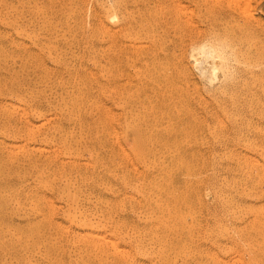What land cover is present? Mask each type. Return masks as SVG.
I'll list each match as a JSON object with an SVG mask.
<instances>
[{
    "label": "rangeland",
    "instance_id": "obj_1",
    "mask_svg": "<svg viewBox=\"0 0 264 264\" xmlns=\"http://www.w3.org/2000/svg\"><path fill=\"white\" fill-rule=\"evenodd\" d=\"M129 3L0 0V264H264V0Z\"/></svg>",
    "mask_w": 264,
    "mask_h": 264
},
{
    "label": "bare ground",
    "instance_id": "obj_2",
    "mask_svg": "<svg viewBox=\"0 0 264 264\" xmlns=\"http://www.w3.org/2000/svg\"><path fill=\"white\" fill-rule=\"evenodd\" d=\"M19 1V0H18ZM21 2V1H20ZM20 2H19V4H20ZM49 2V1H48ZM41 3V2H40ZM53 3V2H52ZM44 4V3H43ZM46 4H47V2H46ZM30 5H32V4H30ZM51 5V4H50ZM107 5V13H108V16H109V18L113 21H115L116 22V18H118L119 19V23H120V26H123V28H125L126 30H127V32H129L131 29H132V23L130 22V15H131V9L132 8H130V3H129V0H111V4H106ZM21 6V5H20ZM44 6V5H43ZM48 6V5H47ZM42 7V6H41ZM32 8V7H31ZM45 8V7H44ZM47 8V7H46ZM50 11V10H49ZM6 13V12H5ZM38 13V12H37ZM37 13H36V15H37ZM48 13V12H47ZM106 13V12H105ZM16 14V13H15ZM28 14V13H27ZM40 14V13H39ZM32 15V14H31ZM56 15V14H55ZM102 16V15H101ZM40 17V16H39ZM105 18H106V16H105ZM17 19V18H16ZM21 19V18H20ZM47 19V18H46ZM145 19V18H144ZM18 20V19H17ZM33 20V19H32ZM146 20V19H145ZM145 20H142L140 23H139V25H138V29L140 30V31H142L144 28H145V26H147L148 25V22H147V20L145 21ZM0 21H2V20H0ZM55 21V20H54ZM108 22V21H107ZM22 23V22H21ZM109 23V22H108ZM74 24V23H73ZM2 25V24H1ZM20 25H22V24H20ZM38 25V24H37ZM18 26V25H17ZM56 27V26H55ZM44 28V27H43ZM122 28V27H121ZM33 29V28H32ZM30 30V29H29ZM25 31V30H24ZM50 31V30H49ZM150 31V30H149ZM15 32V31H14ZM16 32H17V30H16ZM126 32V33H127ZM143 32H144V30H143ZM153 32V31H152ZM60 33V32H59ZM137 33V32H136ZM142 33V32H141ZM16 34V33H15ZM110 34H114L113 36H112V39H113V37L115 38V33H110ZM31 35H33V34H31ZM107 35V34H106ZM111 36L108 38V41H109V39L111 38ZM119 36H121L120 34H119ZM55 37V36H54ZM86 37H87V35H86ZM148 37V36H147ZM26 38V37H25ZM119 38V37H118ZM135 38V37H134ZM111 39V40H112ZM111 40L109 41V42H111ZM31 41V40H30ZM112 41H114V39L112 40ZM116 42V41H115ZM114 42V43H115ZM46 45V44H45ZM1 46V45H0ZM5 46V45H4ZM6 48V47H5ZM5 50V49H4ZM8 50V49H7ZM45 50V49H44ZM43 50V51H44ZM199 51V53L200 54H202L203 56H205L206 58L207 57H209V58H212L213 59V69L214 70H216L217 68L219 69V67L221 68V69H223L224 70V72L227 70V68H229L228 66H229V62H230V60H231V55H230V52H229V49L228 48H225V47H223V46H215V45H213V44H207V43H203V45H201L200 47H198V48H195V50H194V52H193V54H192V56H193V58H194V62L196 63V64H199V63H201L200 62V60H199V58H198V56H197V53L195 52V51ZM9 51V50H8ZM1 52V51H0ZM6 52V51H5ZM7 53V52H6ZM10 53V51L8 52V54ZM2 54H3V52H2ZM5 54V53H4ZM50 54V53H49ZM6 55V54H5ZM16 55V54H15ZM52 55V54H51ZM9 56H11V54L9 55ZM14 57V56H13ZM20 57V56H19ZM24 57V56H23ZM52 57V56H51ZM1 58V57H0ZM8 59V58H7ZM19 59V58H18ZM201 59V58H200ZM10 60V59H9ZM24 60V59H23ZM218 60V62H216ZM2 61H4V60H2ZM16 61H17V58H16ZM207 61V60H206ZM5 63V62H4ZM16 64H17V62H15ZM27 64V63H26ZM38 64V63H37ZM232 64V63H231ZM4 65V64H3ZM12 65V64H11ZM22 66V65H21ZM10 67V66H9ZM15 67V66H14ZM18 67V66H17ZM198 67V66H197ZM16 69V68H15ZM24 69V68H23ZM22 69V70H23ZM30 69V68H29ZM212 69V68H211ZM217 69V70H218ZM230 69V68H229ZM228 69V70H229ZM17 70V69H16ZM31 70V69H30ZM11 71H13V70H11ZM21 71V70H20ZM25 71V70H24ZM23 71V72H24ZM22 72V71H21ZM227 72V71H226ZM225 72V73H226ZM8 74H10V73H8ZM37 74V73H36ZM22 75V74H21ZM20 75V76H21ZM15 77V76H14ZM2 78V77H1ZM7 78H9V77H7L6 76V79ZM22 78V77H21ZM11 79V78H10ZM1 80V79H0ZM15 80H17V79H15ZM4 81V80H3ZM1 82V81H0ZM11 82V81H10ZM20 82V81H19ZM27 83V82H26ZM3 84V83H2ZM1 84V85H2ZM5 84H6V80H5ZM4 84V85H5ZM1 85H0V87H1ZM26 85V84H25ZM30 86V85H29ZM3 87V86H2ZM4 88H5V86H4ZM17 88V87H16ZM24 88V87H23ZM2 89V88H1ZM30 90V89H29ZM45 90V89H44ZM15 91V90H14ZM13 91V92H14ZM19 92V91H18ZM26 93V92H25ZM24 93V94H25ZM30 94V93H29ZM33 94V93H32ZM41 94V93H40ZM30 96V95H29ZM10 97V96H9ZM12 97V96H11ZM10 97V98H11ZM64 97V96H63ZM15 98H17L16 96H15ZM23 100V99H22ZM25 100V99H24ZM77 100V99H76ZM71 102V101H70ZM48 104V103H47ZM52 106V105H51ZM18 107V106H17ZM79 107V106H78ZM13 108V107H12ZM5 109H6V107H5ZM15 109V108H14ZM19 109V108H18ZM35 109V108H34ZM3 110V109H2ZM9 110V109H8ZM22 110V109H21ZM39 110V109H38ZM32 113H34V112H32ZM38 113V112H37ZM42 113V112H41ZM79 113V112H78ZM108 113V112H107ZM40 114V113H39ZM36 117V116H35ZM38 117V116H37ZM16 118V117H15ZM34 118V117H33ZM19 119H21V118H19ZM25 119V118H24ZM38 119H39V117H38ZM94 119V118H93ZM35 120V119H34ZM5 121V120H4ZM15 121V120H14ZM41 122V121H40ZM47 122V121H46ZM31 124V123H30ZM41 124V123H40ZM80 124V123H79ZM3 125V124H2ZM33 125V124H32ZM41 125H43V124H41ZM40 125V126H41ZM5 127V126H4ZM21 127H22V125H21ZM24 127V126H23ZM35 128V127H34ZM80 128V127H79ZM7 129H8V127H7ZM51 129V128H50ZM27 130H29V129H27ZM64 130V129H63ZM6 131V130H5ZM9 131V130H8ZM11 131V130H10ZM67 131V130H66ZM12 132V131H11ZM5 133V132H4ZM26 133V132H25ZM85 133V132H84ZM42 134V133H41ZM27 136H29V135H27ZM38 136V135H37ZM49 136V135H48ZM31 137V136H30ZM54 137V136H53ZM71 137V136H70ZM8 138V137H7ZM40 138V137H39ZM51 138V137H50ZM76 139V138H75ZM98 139V138H97ZM12 140V139H11ZM26 140V139H25ZM53 140V139H52ZM93 140V139H92ZM118 140V139H117ZM24 141V140H23ZM97 141V140H96ZM49 142V141H48ZM47 142V143H48ZM70 142V141H69ZM46 143V144H47ZM118 143V142H117ZM19 144V143H18ZM14 145H16V144H14ZM17 147V146H16ZM15 147V148H16ZM19 147V146H18ZM17 147V148H18ZM149 148V147H148ZM77 150V149H76ZM95 150V149H94ZM17 151V150H16ZM55 151V150H54ZM71 152V151H70ZM69 152V153H70ZM12 153V152H11ZM30 153V152H29ZM28 153V154H29ZM12 155V154H11ZM23 155V154H22ZM55 155H56V153H55ZM89 155H90V153H89ZM24 156V155H23ZM18 157V156H17ZM26 157V156H25ZM28 157V156H27ZM3 158V157H2ZM22 158H24V157H22ZM21 158V159H22ZM17 159V158H16ZM30 159V158H29ZM32 159V158H31ZM91 159V158H90ZM3 160V159H2ZM27 160H28V158H27ZM1 161V160H0ZM16 161V160H15ZM20 161V160H19ZM24 161V160H23ZM25 161H26V159H25ZM29 161V160H28ZM38 161V160H37ZM21 162V161H20ZM2 163V162H1ZM17 163V162H16ZM28 163V162H27ZM33 163V162H32ZM35 163V162H34ZM33 163V164H34ZM7 164V163H6ZM33 164L31 165V164H29V165H31V167L33 166ZM9 165V164H8ZM13 165V164H12ZM37 165H38V163H37ZM36 165V166H37ZM42 165H43V162H42ZM48 165V164H47ZM3 166H5V163H4V165ZM35 166V165H34ZM6 167V166H5ZM21 167V166H20ZM19 167V168H20ZM40 167V166H39ZM44 167H46V164H45V166ZM48 167V166H47ZM2 168V167H1ZM0 168V169H1ZM13 168V167H12ZM37 168V167H36ZM42 168V167H41ZM35 169V168H34ZM38 169V168H37ZM40 169V168H39ZM102 169V168H101ZM16 170V169H15ZM48 170V169H47ZM38 171V170H37ZM36 171V172H37ZM41 171V170H40ZM43 171H45V170H43ZM53 171V170H52ZM17 172V171H16ZM3 172H1V174H2ZM24 173V172H23ZM47 173V172H46ZM19 174H21V173H19ZM31 174V173H30ZM45 174V173H44ZM43 174V175H44ZM7 175V174H6ZM6 175H4L5 176V178H6ZM21 175H23V174H21ZM26 175V174H25ZM32 175V174H31ZM30 175V176H31ZM41 175V174H40ZM14 176V175H13ZM16 176H18V175H16ZM16 176H14V177H16ZM2 177H3V175H2ZM28 177V176H27ZM41 178H43L42 176H40ZM49 177V176H48ZM65 177V176H64ZM67 178V177H66ZM2 179H4V178H2ZM9 179V178H8ZM17 179V178H16ZM20 179V178H19ZM62 179H64V178H62ZM18 180V179H17ZM24 180V179H23ZM26 180H28V179H26ZM8 181V180H7ZM13 181V180H12ZM21 181V180H20ZM37 181V180H36ZM70 181V180H69ZM1 182V181H0ZM14 182V181H13ZM23 182H25V181H23ZM40 182V181H39ZM49 182V181H48ZM165 182V181H164ZM10 183H11V181H10ZM15 183H17V182H15ZM27 183V182H26ZM42 183V182H41ZM66 183V182H65ZM167 183V182H166ZM20 184H22V183H20ZM24 184V183H23ZM42 184H44V183H42ZM125 184V183H124ZM8 185V184H7ZM12 185H14V184H12ZM17 185V184H16ZM36 185V184H35ZM39 185V184H38ZM61 185V184H60ZM64 185V184H63ZM160 185V184H159ZM3 186V185H2ZM37 186V185H36ZM35 186V187H36ZM45 186V185H44ZM49 186V185H48ZM75 186V185H74ZM171 186H173L172 184H171ZM16 187V186H15ZM14 187V188H15ZM21 188H22V185L20 186ZM34 187V188H35ZM38 187V186H37ZM41 187V186H40ZM154 187V186H153ZM159 187V186H158ZM166 187H167V184H166ZM6 188H7V186H6ZM11 188H12V186H11ZM54 188V187H53ZM137 188V187H136ZM164 188V187H163ZM168 188H171V187H169L168 186ZM4 189V188H3ZM10 189V188H9ZM8 189V190H9ZM16 189V188H15ZM180 189V188H179ZM7 190V189H6ZM7 190V191H8ZM23 190V189H22ZM26 190V189H25ZM53 190V189H52ZM11 191V190H10ZM37 191V190H36ZM54 191V190H53ZM63 191V190H62ZM66 191H67V189H66ZM158 191V190H157ZM171 191V190H170ZM3 192V191H2ZM21 192V191H20ZM0 193H1V191H0ZM23 193V192H22ZM30 193V192H29ZM50 193V192H49ZM63 193H64V191H63ZM68 193H70V192H68ZM166 193H168V192H166ZM178 193V192H177ZM12 194V193H11ZM17 194V193H16ZM16 194H14V195H16ZM34 194V193H33ZM36 194V193H35ZM91 194V193H90ZM165 194V193H164ZM176 194V193H175ZM62 195V194H61ZM7 196V195H6ZM5 196V197H6ZM9 196L11 197V195L9 194ZM9 196H7V198L9 197ZM17 196V195H16ZM23 196H25V195H23ZM66 196H67V194H66ZM180 196V195H179ZM26 197V196H25ZM73 197V196H72ZM170 197V196H169ZM14 198H15V196H14ZM24 198V197H23ZM62 198V197H61ZM167 198V197H166ZM172 198V197H171ZM16 199V198H15ZM20 199V198H19ZM22 199V198H21ZM28 199V198H27ZM32 199V198H31ZM41 199V198H40ZM180 199H182V198H180ZM6 200V199H5ZM4 200V201H5ZM12 200H14V199H12ZM17 200V199H16ZM15 200V201H16ZM24 200H25V198H24ZM23 200V201H24ZM41 200H45V199H41ZM40 200V201H41ZM48 200H50L49 198H48ZM67 200V199H66ZM159 200H160V198H159ZM169 200H171V199H169ZM174 200V199H173ZM183 200H185V199H183ZM187 200V199H186ZM17 201H19V200H17ZM29 201H30V199H29ZM72 201V200H71ZM78 201V200H77ZM92 201V200H91ZM90 201V202H91ZM172 201V200H171ZM190 201V200H189ZM8 202V201H7ZM7 202H6V204H7ZM157 202V201H156ZM165 202V201H164ZM167 202V201H166ZM26 203V202H25ZM31 203V202H30ZM43 203V202H42ZM66 203V202H65ZM68 203V202H67ZM72 203V202H71ZM159 203V202H158ZM173 203V202H172ZM185 203H186V201H185ZM184 203V204H185ZM189 203H191V202H189ZM193 203V202H192ZM36 204V203H35ZM40 204V203H39ZM47 204H49V203H47ZM52 204V203H51ZM73 204V203H72ZM77 204V203H76ZM75 204V205H76ZM102 204V203H101ZM180 204V203H179ZM182 204V203H181ZM188 204V203H187ZM1 205V204H0ZM19 205V204H18ZM27 205V204H26ZM32 205V204H31ZM43 205V204H42ZM74 205V206H75ZM157 205V204H156ZM162 205V204H161ZM164 205V204H163ZM170 205V204H169ZM169 205H168V207H169ZM3 206V205H2ZM7 206H9V205H7ZM11 206V205H10ZM15 206V205H14ZM22 206V205H21ZM51 206V205H50ZM69 206V205H68ZM97 206V205H96ZM105 206V205H104ZM171 206V205H170ZM193 206V205H192ZM196 206V205H195ZM6 207V206H5ZM29 207V206H28ZM32 207V206H31ZM40 207H41V205H40ZM42 207H44V206H42ZM48 207V206H47ZM152 207V206H151ZM165 207V206H164ZM173 207V206H172ZM13 208V207H12ZM26 208V207H25ZM37 208H39V207H37ZM46 208V207H45ZM49 208V207H48ZM57 208H58V206H57ZM71 208H73L72 206L70 207V209ZM78 208V207H77ZM163 208V207H162ZM182 208H183V206H182ZM2 209V208H1ZM9 209V208H8ZM7 209V210H8ZM17 209V208H16ZM19 209V208H18ZM18 209H17V212H18ZM23 209V208H22ZM21 209V210H22ZM29 209H30V207H29ZM40 209V208H39ZM168 209L169 208H167V214H168ZM174 209V208H173ZM14 210V209H13ZM47 210V209H46ZM68 210H69V207H68ZM73 210V209H72ZM187 210V209H186ZM3 211H4V208H3ZM20 211V210H19ZM24 211H25V209H24ZM32 211V210H31ZM39 211V210H38ZM49 211V210H48ZM75 211V209L73 210V212ZM170 211V210H169ZM180 211V210H179ZM183 211V210H182ZM184 211H185V209H184ZM8 212V211H7ZM21 212V211H20ZM34 212V211H33ZM79 213H80V211H78ZM165 212V211H164ZM2 213V212H1ZM5 213V212H4ZM9 213V212H8ZM13 213V212H12ZM27 213H29V211L27 212ZM26 213V214H27ZM38 213V212H37ZM39 213H42V212H39ZM109 213V212H108ZM171 213V212H170ZM173 213H174V211H173ZM15 214V213H14ZM18 214H19V212H18ZM25 214V215H26ZM35 214V213H34ZM49 214V213H48ZM66 214V213H65ZM68 215H70L71 214V216H72V213H70V211L67 213ZM96 214V213H95ZM98 214H100V213H98ZM166 214V213H165ZM172 214V213H171ZM1 215V214H0ZM9 215V214H8ZM13 215V214H12ZM17 215V214H16ZM20 215V214H19ZM30 215V214H29ZM47 215V214H46ZM67 215V216H68ZM75 215H77V214H75ZM75 215H73V216H75ZM80 215V214H79ZM81 215H82V213H81ZM21 216H23L22 214H21ZM27 216V215H26ZM32 216V215H31ZM35 216V215H34ZM41 216H42V214H41ZM47 216H49V215H47ZM96 216V215H95ZM169 216V215H168ZM172 216H173V214H172ZM176 216V215H175ZM181 216V215H180ZM3 218H4V216H2ZM5 217H7V216H5ZM38 217V216H37ZM83 217V216H82ZM82 217H81V219H82ZM190 217V216H189ZM9 218V217H8ZM14 218V217H13ZM18 218V217H17ZM27 218V217H26ZM65 218V217H64ZM67 218V217H66ZM68 218H69V216H68ZM76 216L74 217V219L76 220ZM93 218H95L94 216H93ZM111 218V217H110ZM166 218V217H165ZM180 218V217H179ZM186 218H187V216H186ZM193 218H195V217H193ZM0 219H2V218H0ZM5 219V218H4ZM30 219V218H29ZM33 219V218H32ZM44 219V218H43ZM53 219V218H52ZM52 219H50V220H52ZM84 219V218H83ZM82 219V220H83ZM85 219H87V218H85ZM102 219H103V216H102ZM191 219V218H190ZM10 220V219H9ZM12 220V219H11ZM10 220V221H11ZM26 220H28V219H26ZM36 220V219H35ZM72 220H73V217H72ZM72 220L70 219L69 221L70 222H72ZM88 220H90L91 221V219H88ZM101 220V219H100ZM144 220V219H143ZM167 220H169V219H167ZM171 220V219H170ZM169 220V221H170ZM187 220V219H186ZM185 220V221H186ZM2 221H3V219H2ZM7 221V220H6ZM22 221V220H21ZM41 221V220H40ZM79 221V220H78ZM181 221V220H180ZM183 221V220H182ZM194 221H196V220H194ZM13 222V221H12ZM23 222V221H22ZM25 222V221H24ZM35 222V221H34ZM44 222V221H43ZM47 222V221H46ZM45 222V223H46ZM50 222V221H49ZM52 222H54V221H52ZM98 222H100V221H98ZM145 222V221H144ZM156 222V221H155ZM163 222V221H162ZM161 222V223H162ZM167 222V221H166ZM165 222V223H166ZM187 222V221H186ZM190 222H192V221H190ZM189 222V223H190ZM3 223H4V221H3ZM14 223H15V221H14ZM29 223V222H28ZM51 223V222H50ZM79 223H80V221H79ZM83 223V222H82ZM84 223H86L85 221H84ZM92 223V222H91ZM95 223V222H94ZM115 223V222H114ZM113 223V224H114ZM164 223V224H165ZM178 223V222H177ZM2 224V223H1ZM9 224V223H8ZM13 224V223H12ZM11 224V225H12ZM18 224H19V221H18ZM25 224H27V222L25 223ZM35 224V223H34ZM33 224V225H34ZM60 224V223H59ZM72 224V223H71ZM89 224L90 223H88L87 225L89 226ZM171 224V223H170ZM172 224H173V222H172ZM179 224V223H178ZM193 224V223H192ZM10 225V226H11ZM17 225V224H16ZM15 225V226H16ZM44 225H46V224H44ZM53 225V224H52ZM75 225V224H74ZM77 225V224H76ZM85 225V224H84ZM83 225V226H84ZM92 225V224H91ZM96 225V224H95ZM94 224L92 225V226H95ZM100 225V224H99ZM109 225V224H108ZM174 225H176V224H173V226ZM2 226V225H1ZM64 226V225H63ZM78 226H81V225H78ZM88 226H86L85 225V228H87ZM92 226H91V229H92ZM161 226H163V224L161 225ZM164 226H166V225H164ZM172 226V225H171ZM180 226V225H179ZM183 226H184V224H183ZM190 226V225H189ZM188 226V227H189ZM24 227V226H23ZM27 227H28V225H27ZM49 227V226H48ZM53 227V226H52ZM77 227V226H76ZM95 227H97V226H95ZM33 228V227H32ZM37 228V227H36ZM36 228H35V232H36ZM42 229H43V225H42V227H41ZM40 228V229H41ZM44 228H45V226H44ZM113 228H114V225H113ZM165 228V227H164ZM168 228H170V226L168 227ZM174 228H176V227H174ZM182 228H184V227H182ZM187 228V227H186ZM9 229V228H8ZM16 229V228H15ZM26 229V228H25ZM24 229V230H25ZM41 229V232L43 231ZM46 229H47V227H46ZM49 229V228H48ZM94 229V228H93ZM172 229V228H171ZM188 229V228H187ZM194 229V228H193ZM193 229H192V231H193ZM0 230H2V228L0 229ZM12 230H14V229H12ZM17 230V229H16ZM53 230V229H52ZM64 230V229H63ZM90 230V229H89ZM115 230V229H114ZM4 231V230H3ZM3 231H1V232H3ZM11 231V230H10ZM27 231V230H26ZM29 231H30V229H29ZM28 231V232H29ZM55 231V230H54ZM65 231V230H64ZM68 231V230H67ZM100 231V230H99ZM187 231V230H186ZM185 231V232H186ZM189 231V230H188ZM0 232V233H1ZM27 232V233H28ZM33 232V231H32ZM51 232V231H50ZM56 232V231H55ZM91 232V231H90ZM122 232V231H121ZM128 232V231H127ZM167 231L165 230V233H166ZM178 232H179V230H178ZM4 233H5V231H4ZM3 233V234H4ZM8 233V232H7ZM45 233V232H44ZM47 233V232H46ZM58 233V232H57ZM93 233V232H92ZM184 233V232H183ZM197 233V232H196ZM209 233V232H208ZM3 234L1 235L2 237H3ZM26 234V233H25ZM32 234V233H31ZM30 234V235H31ZM41 234V233H40ZM69 234V233H68ZM78 234V233H77ZM127 234V233H126ZM159 234H160V232H159ZM175 234V233H174ZM14 235V234H13ZM15 235H17V233L15 234ZM23 235V234H22ZM37 235V234H36ZM36 235H35V237H36ZM76 234H74V236H75ZM83 235V234H82ZM86 235H87V231H86ZM88 235H89V233H88ZM95 235V236H94ZM94 235H92V234H90L89 236L91 237H95V239H99L100 240V238H96V234L94 233ZM115 235V234H114ZM136 235V234H135ZM176 235V234H175ZM184 235H186V234H184ZM188 235V234H187ZM186 235V236H187ZM18 236H20V235H18ZM47 236V235H46ZM52 236V235H51ZM79 236H80V233H79ZM88 236V237H89ZM97 236H98V234H97ZM103 235H101V237H102ZM174 236V235H173ZM180 236H182L183 237V234L181 235L180 234ZM7 237V236H6ZM24 237V236H23ZM99 237H100V235H99ZM104 237V236H103ZM103 237H102V240H104L103 239ZM125 237V236H124ZM181 237V239H183ZM185 237V236H184ZM1 238V237H0ZM4 238V237H3ZM8 238V237H7ZM6 238V239H7ZM11 238V237H10ZM9 238V239H10ZM12 238H14V236L12 237ZM16 238V237H15ZM18 238V237H17ZM26 238V237H25ZM24 238V240H28V239H25ZM45 238V237H44ZM43 238V239H44ZM50 238H52V237H50ZM77 238V237H76ZM153 238V237H152ZM158 238V237H157ZM169 238V237H168ZM173 238V237H172ZM189 238V237H188ZM187 238V239H188ZM36 239H38V237H36ZM47 239H49V237L47 238ZM47 239H46V242H47ZM73 239H74V237H73ZM78 239V238H77ZM93 238H91V240H92ZM138 239V238H137ZM165 239V238H164ZM178 239V238H177ZM190 239V238H189ZM1 240H2V238H1ZM0 240V241H1ZM4 241H5V239H3ZM34 240V239H33ZM40 240V239H39ZM53 240H55V239H53ZM63 240H65L64 238H63ZM62 240V241H63ZM78 240H80V238L78 239ZM99 240H97V241H99ZM135 240V239H134ZM153 240V239H152ZM185 240V239H184ZM183 240V241H184ZM12 241V240H11ZM51 241V240H50ZM60 241V240H59ZM83 241V240H82ZM95 241V240H94ZM171 241V240H170ZM170 241H168V242H170ZM174 242H175V240H173ZM3 242V241H2ZM23 243L25 242V241H22ZM35 242V241H34ZM40 242V241H39ZM91 242H93V240L91 241ZM100 242V241H99ZM110 242H112V241H110ZM120 242V241H119ZM5 243V242H4ZM3 243V244H4ZM13 243V242H12ZM11 243V244H12ZM16 243V242H15ZM29 243H31V242H29ZM60 243H62V242H60ZM76 243V242H75ZM84 243V242H83ZM96 243H98V242H96ZM105 243V242H104ZM112 243H114V241L112 242ZM162 243V242H161ZM165 243V242H164ZM17 244H19V242H17ZM24 244H26V243H24ZM37 244V243H36ZM45 244V243H44ZM50 244V243H49ZM87 244V243H86ZM93 244L95 245V242H93ZM115 244V243H114ZM114 244H112V245H114ZM124 244V243H123ZM138 244V243H137ZM2 245V244H1ZM5 245V244H4ZM6 245H8V244H6ZM15 245V244H14ZM14 245H12L13 247H14ZM23 244H21L20 245V247L22 246ZM31 245V244H30ZM37 245H39V244H37ZM41 245H43L42 243H41ZM47 245V244H46ZM55 245V244H54ZM84 245V244H83ZM92 245V244H91ZM142 245V244H141ZM163 245V244H162ZM169 245V244H168ZM49 246V245H48ZM51 246V245H50ZM57 246V245H56ZM62 246L64 247L65 246V243L64 244H62ZM87 246H88V244H87ZM96 246V245H95ZM115 246V245H114ZM164 246V245H163ZM176 246V245H175ZM174 246V247H175ZM6 247V246H5ZM10 247H11V245H10ZM23 247H24V245L22 246V249H23ZM53 247V246H52ZM92 247V246H91ZM99 247H100V245H99ZM103 247V246H102ZM142 247V246H141ZM148 247V246H147ZM154 247V246H153ZM165 247H166V245H165ZM170 247V246H169ZM181 247V246H180ZM4 248V247H3ZM34 248V250H36L35 248L36 247H33ZM45 248H46V246H45ZM56 248V247H55ZM85 248V247H84ZM104 248H106V247H104ZM167 248V247H166ZM186 248V247H185ZM7 249H8V247H7ZM13 249V248H12ZM16 249V248H15ZM25 249V248H24ZM38 249H39V247H38ZM37 249V250H38ZM41 249V248H40ZM75 249V248H74ZM161 249V248H160ZM176 249H178V248H176ZM1 250H2V248H1ZM4 251H5V249H3ZM17 250H21V248L20 249H17ZM17 250H15V252L17 251ZM33 250V249H32ZM48 250H50V247L48 248ZM47 250V251H48ZM54 250V249H53ZM70 250V249H69ZM102 250H103V248H102ZM144 250V249H143ZM170 250V249H169ZM10 251V250H9ZM12 251V250H11ZM25 251H26V249H25ZM30 251V250H29ZM43 251H44V249H43ZM62 251H63V248H62ZM73 251V250H72ZM82 251H83V249H82ZM87 251V250H86ZM94 251V250H93ZM97 251H99V249L97 250ZM111 251V250H110ZM115 251V250H114ZM127 251V250H126ZM125 251V252H126ZM137 251V250H136ZM155 251V250H154ZM192 251V250H191ZM1 252V251H0ZM18 252V254H20L19 253V251H17ZM22 252H24L23 250H22ZM22 252H21V254H22ZM32 252V251H31ZM30 252V253H31ZM36 252V251H35ZM45 252V251H44ZM51 252V251H50ZM50 252L48 253V254H50ZM55 252V251H54ZM54 252H53V254H54ZM85 252V251H84ZM89 252V251H88ZM87 252V253H88ZM116 252H117V250H116ZM115 252V253H116ZM171 252V251H170ZM174 252V251H173ZM189 252V251H188ZM6 253V252H5ZM8 253V252H7ZM7 253H6V256H7ZM29 253V254H30ZM34 253V251L32 252V254ZM40 253L42 254V252L40 251ZM46 253V252H45ZM76 253V252H75ZM89 253H92V250H91V252H89ZM128 253V252H127ZM9 254H11V253H9ZM15 255L17 254V253H14ZM18 254H17V256H18ZM37 254V253H36ZM41 254H40V257H41ZM47 254V253H46ZM46 254H45V256H46ZM83 254V253H82ZM86 254V253H85ZM94 254V253H93ZM144 254V253H143ZM147 254V253H146ZM34 255V254H33ZM38 255V254H37ZM63 255V254H62ZM78 255H79V253H78ZM90 256H91V254H89ZM95 255V254H94ZM93 255V256H94ZM102 255V254H101ZM113 255H114V253H113ZM2 256V255H1ZM0 256V257H1ZM3 256H5V255H3ZM23 256H24V254H23ZM44 256V255H43ZM49 256H52V255H49ZM80 256V255H79ZM96 256V255H95ZM94 256V257H95ZM100 256V255H99ZM106 256V255H105ZM117 256V255H116ZM140 256V255H139ZM167 256V255H166ZM186 256V255H185ZM10 257H11V255H10ZM9 257V258H10ZM15 257V256H14ZM19 257V256H18ZM17 257V258H18ZM35 257V256H34ZM53 257H54V255H53ZM62 257H64V255L62 256ZM61 257V258H62ZM89 257V256H88ZM92 257V256H91ZM114 257V256H113ZM170 257V256H169ZM2 258V257H1ZM6 258V257H5ZM5 258H4V260H5ZM30 258V257H29ZM66 258V257H65ZM77 258V257H76ZM90 258V257H89ZM93 258V257H92ZM91 258V259H92ZM100 258V257H99ZM102 258H105V257H102ZM159 258V257H158ZM186 258V257H185ZM13 259V258H12ZM35 259V258H34ZM43 259V258H42ZM54 259V258H53ZM78 259V258H77ZM81 259V258H80ZM101 259V258H100ZM106 259H107V257H106ZM3 260V259H2ZM3 260V261H4ZM9 260H11V259H9ZM8 260V261H9ZM21 260V259H20ZM52 260V259H51ZM62 260V259H61ZM66 260V259H65ZM64 259H63V261H65ZM73 260V259H72ZM83 260V259H82ZM93 260V259H92ZM109 260V259H108ZM161 260V259H160ZM166 260V259H165ZM164 260V261H165ZM174 260V259H173ZM8 261H6V263H8ZM25 261H27V260H25ZM34 261H36V260H34ZM45 261V260H44ZM48 261V260H47ZM62 261V262H63ZM67 261V260H66ZM65 261V262H66ZM77 261V260H76ZM75 261V262H76ZM79 261V260H78ZM102 261H104V260H102ZM101 261V262H102ZM2 262V261H1ZM0 262V263H1ZM20 262V261H19ZM22 262V261H21ZM20 262V263H21ZM29 262V261H28ZM56 262V261H55ZM55 262H54V264H55ZM81 262V261H80ZM89 263H90V259H89V261H88ZM87 262V263H88ZM111 262V261H110ZM152 262V261H151ZM175 262H177V261H175ZM9 263H10V261H9ZM8 263V264H9ZM14 263V262H13ZM42 263V262H41ZM40 263V264H41ZM46 263V262H45ZM69 263H71V262H69ZM68 263V264H69ZM73 263V262H72ZM86 263V262H85ZM129 263V262H128ZM181 263V262H180ZM15 264V263H14ZM19 264V263H18ZM44 264V263H43ZM91 264V263H90ZM92 264H95V263H92ZM108 264V263H107ZM109 264H112V263H109ZM115 264H117V263H115ZM119 264V263H118ZM121 264V263H120ZM124 264V263H123ZM166 264V263H165Z\"/></svg>",
    "mask_w": 264,
    "mask_h": 264
}]
</instances>
